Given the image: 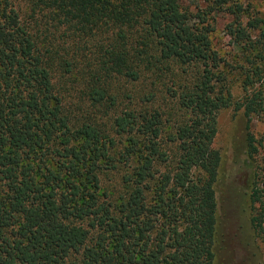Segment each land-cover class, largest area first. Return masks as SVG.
Instances as JSON below:
<instances>
[{
	"label": "trees",
	"instance_id": "obj_1",
	"mask_svg": "<svg viewBox=\"0 0 264 264\" xmlns=\"http://www.w3.org/2000/svg\"><path fill=\"white\" fill-rule=\"evenodd\" d=\"M28 1L0 0V264H215L213 143L233 102L210 34L226 11L251 49L264 17L243 24L228 0ZM263 104L234 107L250 121ZM252 222L264 237V203Z\"/></svg>",
	"mask_w": 264,
	"mask_h": 264
},
{
	"label": "rangeland",
	"instance_id": "obj_2",
	"mask_svg": "<svg viewBox=\"0 0 264 264\" xmlns=\"http://www.w3.org/2000/svg\"><path fill=\"white\" fill-rule=\"evenodd\" d=\"M181 1L191 8L208 4V0ZM228 1L243 6V24L253 16L264 17V0ZM16 3L22 13L29 7L28 0H16ZM232 19L233 15L226 11L218 13L210 34L213 47L223 58L221 69L233 102L218 111L213 143L221 155L214 186L215 264H264V237L252 222L264 203V104L263 109L251 114L250 121L244 108L234 107L236 101L242 102L257 91L264 96V37L259 28L251 30L256 47L238 45L226 29ZM249 131L255 138L256 151L249 146ZM120 173L112 170L101 175L102 187L113 196L125 190ZM255 190L260 195L259 202L254 200Z\"/></svg>",
	"mask_w": 264,
	"mask_h": 264
}]
</instances>
